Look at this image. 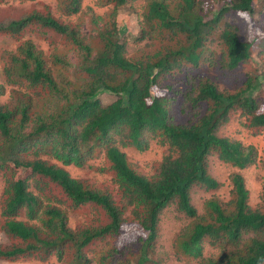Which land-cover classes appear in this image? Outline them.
<instances>
[{"label":"trees","instance_id":"trees-1","mask_svg":"<svg viewBox=\"0 0 264 264\" xmlns=\"http://www.w3.org/2000/svg\"><path fill=\"white\" fill-rule=\"evenodd\" d=\"M262 15L264 0H0V259L146 264L172 208L176 262L264 264V198L249 203L243 176L264 169V149L227 135L238 117L264 129ZM152 142L161 159H133ZM211 159L232 191L198 213L194 188L221 185Z\"/></svg>","mask_w":264,"mask_h":264},{"label":"rangeland","instance_id":"rangeland-1","mask_svg":"<svg viewBox=\"0 0 264 264\" xmlns=\"http://www.w3.org/2000/svg\"><path fill=\"white\" fill-rule=\"evenodd\" d=\"M7 5V4H5ZM262 21L264 22V15H262ZM120 23L124 27H129L130 25L134 24L130 19L124 20L122 19ZM4 46L3 39L0 38V48ZM264 62V57L262 58ZM256 63H258V60H255ZM259 75L263 71V65L261 63V60H259ZM248 71H251V68L248 67ZM246 77L245 72H242L241 76L235 79L233 83H231L233 86H236L238 83L242 81ZM97 93H102L98 95V99L104 104H110L114 102L117 97L111 93L101 91L100 89L97 90ZM254 95L264 98V82L260 83V86L258 89L254 92ZM8 92L5 96H2L0 98L1 102L8 101ZM244 119H241V117H238L236 119H233L231 124L228 126V136H234L236 138L245 139L249 138L251 140V143L255 144L259 147V149L262 151L264 149V129L260 130L259 132L253 134L250 131H248L244 126ZM128 157L130 159V154L127 152ZM131 155L133 159L137 158L140 159L139 161H150V160H157L161 159L162 150L158 147L157 144L154 142L149 143L148 149L143 154H138L136 151H131ZM210 167H209V174L211 177H213L215 180H217L219 183H221L220 188L216 192H212L210 194H205L202 191H194L192 193V201L195 207L198 210V213H203V204L211 197L212 194H216L219 197L227 200L230 197V192L232 191V184L230 179V169L228 166L219 163L216 160H209ZM71 171V175L79 178L83 176V172L69 167ZM68 168V169H69ZM89 176L96 177L99 181H105V183L108 185L109 178H105V176L99 177L96 174H90ZM244 179H245V186L249 190V203L252 206H261L263 205V198H264V169L260 168L259 166H252L251 168L247 169L243 173ZM111 180V178H110ZM3 183L0 180V215L2 211L3 206ZM118 205H121V201L117 202ZM92 212H95L93 208L89 206L83 207L79 211V213L75 216V221L73 223V226L76 225V222L82 218H88ZM179 213H176L171 208L168 213L165 214L164 219L159 223V232H158V238L156 239L154 243V251L150 253V261L147 264H155V261L158 264H180L176 262L177 256L175 253L174 248V237L175 233L178 232V230L182 227L184 220L182 216L177 215ZM3 222L0 217V245L6 243L9 241L4 235L3 231ZM115 242V240H114ZM217 251H214L212 249L206 248L203 257L207 258L208 256L212 254H216ZM90 258H94V255L89 254ZM131 257L130 254H127L126 252L122 253V259H129ZM138 255L134 256L133 263H136ZM98 257H96L97 259ZM0 264H11L7 262L6 260L0 259ZM14 264H40L39 262L33 260V259H23L19 260L18 262ZM95 264V262H94ZM101 264H105L102 262Z\"/></svg>","mask_w":264,"mask_h":264},{"label":"clouds","instance_id":"clouds-1","mask_svg":"<svg viewBox=\"0 0 264 264\" xmlns=\"http://www.w3.org/2000/svg\"><path fill=\"white\" fill-rule=\"evenodd\" d=\"M131 151H132V150H129V153H130V154H131ZM134 151H136V150H134ZM136 152H137V151H136ZM209 167H210V165H209ZM194 189H195L196 191H202L201 189H199V188H197V187L194 188ZM202 192H203V191H202ZM212 192H213V191L208 192V193H205V192H203V193H205V194H210V193H212ZM193 193H194V191H193ZM160 222H161V220L159 221V223H160ZM154 243H155V242H154ZM153 251H154V246H153V249L151 250V252H153ZM151 252H150V253H151ZM150 253H149L148 256H147V257H148V260H147L146 264L150 261V256H149ZM139 258H140V256L138 255L137 260H136V263H133V262H129V263H130V264H138V259H139ZM103 262H104L105 264H109L108 261H107V259L104 260ZM155 262H156V261H155ZM156 263H157V262H156ZM157 264H158V263H157Z\"/></svg>","mask_w":264,"mask_h":264}]
</instances>
